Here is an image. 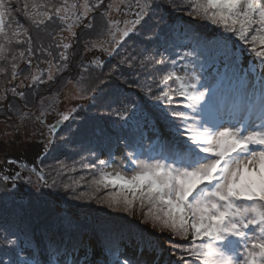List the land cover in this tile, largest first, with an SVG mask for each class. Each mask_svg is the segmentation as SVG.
Listing matches in <instances>:
<instances>
[{
  "label": "snow or ice",
  "instance_id": "6c2138e0",
  "mask_svg": "<svg viewBox=\"0 0 264 264\" xmlns=\"http://www.w3.org/2000/svg\"><path fill=\"white\" fill-rule=\"evenodd\" d=\"M103 6L104 0H96L91 6L85 3L83 12L75 15L73 26L92 32L95 19L90 14ZM29 7L26 0L20 9L25 18L44 27L46 22H63L68 12L67 6H53L49 11L45 5V10L39 13L29 12ZM31 7L35 9L37 5ZM107 7L111 9L113 5L109 3ZM125 7V15L134 18L125 21L123 29L112 31V22L108 21L106 30L97 31L94 38L83 41L85 51L100 50L109 61L119 59L111 66L96 57L91 64L78 61V83L86 86L81 92L86 91L90 108L101 115L90 112L77 120L83 109L73 105L58 111L55 123L47 124L49 110L55 109L52 105L45 106L41 97L38 100L41 110L35 116L49 133L44 142L45 156L75 143L81 152L98 161V166H107L110 161L117 165L120 170L102 171L99 179L92 180L90 185L94 193L102 188L111 191L103 197L95 194L86 197L85 192L78 191L85 177L70 183L62 181L63 175L75 172L76 168L60 161L46 166L47 175L45 168L34 164L27 178L22 171L0 176V183L13 184L12 189L3 190L0 206L7 208L11 204L12 224L16 225L15 231L5 230L0 264H264V82L258 92L246 91L251 70L241 67L243 50L236 46L237 41L244 44L250 62L253 65L258 62L260 71L264 72V0H191L189 4L177 0H138L134 10L132 4ZM168 9L206 20L213 26L211 35L193 36L191 30L171 26L164 15ZM12 11L6 0H0V61H7L8 55H12L9 79L16 81L24 75L18 69V59H26L30 67L29 57L43 49L33 47L29 32L26 40L16 41L28 45L26 52H20L19 57L9 53L8 45L12 41L6 32V20L12 19ZM106 11L100 15L105 16ZM15 23L17 30L13 36L20 35L22 27L20 21ZM77 35L73 31L71 40L75 41ZM137 35L145 37L156 51L149 54L148 45L136 46ZM178 38L194 43H178ZM129 40H133L132 47H127ZM56 47L63 49L54 65L57 75L49 71L47 81L43 75H24L19 83L2 86L0 82V114L7 113L6 120L13 116L21 121L26 118L19 105L9 100V93L27 108L29 92L25 89H30L35 97L37 84L54 83L71 71L72 61L79 55L75 44ZM176 48L191 50L173 54ZM48 55H52L50 50ZM167 61H171L168 65L171 70L159 80L155 76L140 80L141 71L166 65ZM178 64L183 67L177 69ZM197 64L199 75L195 71L191 75L180 74L188 65L194 68ZM90 68L99 71L92 75ZM84 73H89L87 80ZM0 74L8 76L5 67H0ZM29 79L31 84L24 82ZM229 93H235L237 101L226 109ZM104 116L114 119L106 123ZM58 126L67 139H55L60 135ZM145 143L154 155L141 151ZM101 154H106L109 160L101 159ZM89 157L82 156L81 162ZM120 160H127L133 166L130 174L119 164ZM40 163H44L43 159ZM18 181L37 189L54 188L59 183L71 191L72 201L87 198L128 217L138 215L154 231L137 230L131 221L123 226L90 224L62 210L44 219L38 213L32 223L20 228L17 221L25 210L46 203L43 198L47 194L29 200L18 198ZM33 225L40 241L46 242L42 251L47 262L41 258ZM89 232L101 236L102 257H96L94 248L84 242L83 236ZM125 239L129 244L135 242L131 254L124 248Z\"/></svg>",
  "mask_w": 264,
  "mask_h": 264
},
{
  "label": "trees",
  "instance_id": "16d2710c",
  "mask_svg": "<svg viewBox=\"0 0 264 264\" xmlns=\"http://www.w3.org/2000/svg\"><path fill=\"white\" fill-rule=\"evenodd\" d=\"M26 0H6V3L10 4L12 7V19L6 20V24H8V28L6 29V32L8 33V38H11L12 43L8 45V51L9 53L15 54L17 57H19V53L22 51L26 52V49L28 48V45L26 43H16L17 40L24 41L27 39V34L30 32L32 41H33V47H39L41 50H36L33 52V54L29 57L31 62L34 63V65L39 69L40 76H44V80L46 81L47 73L52 69L55 68V64L59 59V53L63 51L62 47H56V45H62L60 43L61 36L63 32L70 30V28L74 25L75 15L79 12H83V5L85 3H88L90 6L95 4L96 0H27V3L30 5L29 12H35L39 13L45 10V5L47 6V10L51 11L53 9V6H59V7H68V12L66 13V19L61 22L60 20H56L53 22H46L47 27L34 25L30 21H28L23 11L20 9L23 8L24 3ZM191 0H177V3H185L189 4ZM111 3L113 7L111 9H108V4ZM32 4H36L37 7L33 9L31 7ZM126 4H132L133 10L136 6H138V0H104V6L97 9L95 12L91 13L90 16L94 17L95 19V28L92 32H88L85 29H81L79 31V34L77 36V39L75 41H72V43L75 44V52L79 53L77 59H74L72 62V68L74 64L78 65L79 62H83L84 64H91L90 62H84L83 56L85 55V49L83 46V41L85 39L94 38L97 31L100 30H106L107 22H112V31H117L118 29H123L125 25V21H129L133 19L131 15H125L126 12ZM72 5H76V8H72ZM107 10V11H106ZM106 11L105 16H101L100 13H104ZM165 17L168 19L169 24L171 26H174L176 29H185V30H191V35L195 36L197 33L202 35H211L213 26L210 25L206 20L200 19V18H194L193 16H189L185 14V11H172L171 9H168L167 12L164 13ZM20 21L22 27L19 29L20 35L13 36V32L16 31V21ZM73 31H76L78 26H73ZM255 27V26H254ZM63 31L61 36L57 37V33ZM257 34V33H253ZM135 45L139 46L142 44L148 45L150 52L149 54H152L156 51L154 45L148 44V41L143 36L137 35L135 38ZM235 38L233 37V40ZM178 43H188L192 44L193 41H184L182 38L177 39ZM133 46V40H129L127 47ZM236 46L243 50L241 55L242 64L241 67L245 70L250 69L251 74L249 76V82L254 80H259L260 82H264V72H261L258 67V62L253 65L251 61V57L246 51V46L244 44H241L239 41L236 42ZM259 47V45H257ZM91 49V48H90ZM51 51L52 55H48V51ZM93 50V49H92ZM191 50L190 48L180 49L176 48L173 49V54L175 52H182V51H188ZM99 53H96L93 57L96 58H102L105 61H108L109 66L111 64H114L116 60L119 59V57H115L111 61L108 60V57L100 50H95ZM124 50L121 49V52ZM160 52H163V49L159 50ZM167 55V54H165ZM27 56V53H26ZM12 59V55H8L7 61H0V67H5L6 72L8 73V76H5L4 74H0V82H3L2 86H7L9 83H17L19 80L24 79V75H28L30 77L32 73V66L29 67L28 63L25 64V66H22L26 59H18V69H22L24 75L17 78L16 81H11L9 79L10 77V61ZM155 59H159V56H156ZM49 61L52 62V64H49ZM171 64V61H167L166 65L163 66H157L156 68H149L147 71H141L140 72V80L143 81L148 76H155L157 80H159L163 74H165L167 71H170L171 69L168 67V65ZM180 64L176 65L178 67ZM47 67V68H46ZM188 67L193 68L192 65H188ZM199 65L197 64L194 68H198ZM76 69L79 71V66L76 67ZM99 69H89V73L92 75H95ZM105 71H107V68H105ZM89 73H84L83 75H87L84 77L85 80L88 79ZM79 80V79H78ZM78 80H70L72 82V87L76 90V93L83 97L85 100L89 101L87 98L86 91L81 92V89H86V86L84 84L78 83ZM119 84V81H117ZM39 86L36 87V96L34 97L32 94V91L30 89H25L29 92L28 95V107L27 109L32 110L35 109L34 107L38 103V98L40 97V91L43 90L45 87L44 84H38ZM125 89L128 88V85H121ZM171 87H175L174 83H171ZM61 88V87H60ZM167 90V89H166ZM135 99V97H133ZM179 100V98H177ZM10 101L13 104H18L20 111L23 112V109H26L23 107L22 101H16L13 99H10ZM47 105H53L54 99L52 101L48 102V100L44 101ZM89 103V102H88ZM78 104L83 111L81 112L80 116L76 117L77 120H79L81 117H83L87 113H93L97 116L101 115V112L93 110L90 108V104ZM129 107H132V105H129ZM28 110V111H29ZM30 113L26 114V118L23 120L24 124L29 128L30 125H27L30 121H28V116ZM104 121L107 123L108 121L114 119L113 116H104ZM38 122V121H36ZM70 123V122H66ZM73 128H75V124L72 125ZM24 133L26 132L25 129ZM60 135H65V133L61 130ZM59 135V137H60ZM67 139V138H66ZM59 140V138L57 139ZM31 146V145H29ZM63 149V148H62ZM58 149L56 151H51L45 156V151H42L40 155H38L36 158L33 157H25V158H18L13 157L11 155L8 160H15L16 164H10V163H4V165L0 168V176H3L4 174H7L8 176H11L15 171H22L23 177L27 178L29 176V169L35 164L37 168H45V174H48V169L46 168L47 165H56L58 161L65 163L69 166V168L75 167V172H67L65 175H63L60 179H65V182H71L73 179H78L80 176H84L85 180L82 182L80 188L78 191H83L87 195H99L103 197L108 191H111V189H101L99 193H94L92 191V187L90 185L92 184V180L99 179L100 173L102 172L103 166H98V161L91 159L89 157V154L87 152H81L78 148V145L75 143L69 144L64 149ZM72 150V152L68 150ZM106 155V154H105ZM89 157L87 160L81 162V157ZM101 158V157H100ZM40 159H43L44 163H40ZM74 162H77L74 164ZM27 164L26 169H21L20 165ZM1 166V165H0ZM2 170V171H1ZM55 175V173H53ZM33 182L35 184L36 177L32 176ZM49 183H51L49 181ZM13 184L12 182L8 183H0V195H2V198L4 197V189H12ZM16 191L19 197H23L25 200L33 199L34 197L40 196L41 193L47 194L43 199L46 201V203H42L39 206L33 207L30 210H25L23 216L17 221V225L20 228L25 227V224L32 223L33 218L39 213L41 216V219L46 218L47 216L51 215L53 212L57 210H62L65 212H68L74 219L78 221H87L90 224L95 223H111L113 225L117 226H123L127 222L131 221L133 224L137 226V230H145L147 232H153L154 230L151 228V224H145L141 221V219L137 216L134 217H128L126 214L122 212H114L111 209H109L105 204L98 203L94 200H88L85 198L83 201H72L70 198L72 196L71 191H68L67 195H65L63 198L60 199L59 206L57 208L55 201H51L49 198V188L48 187H39L38 189L34 187L33 185H28L23 183V181H18L16 183ZM61 197V195H59ZM65 201H68V204L65 203ZM2 202V201H0ZM69 204H71V208H69ZM6 224L7 226H5ZM16 225L12 224V216H11V204L8 205L7 208L0 206V247L5 245V240L3 239L6 235V229L11 228L13 231H15ZM33 231L36 232V240L40 244L41 248V255H43V247L46 242H41L39 233L36 231V226L33 225ZM89 237H94L98 245L102 247V241L101 236L95 232H89L86 235L83 236V240H85ZM129 244L128 240L125 239L123 241V244L126 245ZM135 243L134 241L131 243ZM191 242H189L190 246ZM167 247V245H165Z\"/></svg>",
  "mask_w": 264,
  "mask_h": 264
},
{
  "label": "rangeland",
  "instance_id": "374dc122",
  "mask_svg": "<svg viewBox=\"0 0 264 264\" xmlns=\"http://www.w3.org/2000/svg\"><path fill=\"white\" fill-rule=\"evenodd\" d=\"M73 29L74 27L72 26L70 30L68 31L58 32L56 38L61 36L63 32L60 43L61 44L72 43L71 34L73 32ZM96 53H99V52L92 50V49L85 51L86 56H83L84 62L91 63L92 59L94 58L93 56ZM101 59H103V57ZM25 64H27L26 61L25 63H23L22 66H25ZM31 66H32L31 75L40 76L39 69L34 65L33 62H31ZM77 66H78L77 64H74L73 69H71L70 72H65L64 75L61 77H58V79L54 83H51V84L47 82L43 83L44 86L42 87H45V86L46 87L43 90L41 89L40 97L38 98V100L41 97H43V101L48 100V102L54 99V103L52 106L55 109V110H49L46 116L47 124L55 123V121L59 118L57 115L58 111H64L65 109L73 105H78V104L83 105L84 104L85 106V104H87L88 102H89L88 104H90V101H87L84 98H78L81 96H79L76 93V90L72 87V82L70 81L71 79H69L70 76L72 77V80L79 79L76 76V73L78 71L76 69ZM50 71L53 73V75H57L55 68H52ZM180 74L181 75H184V74L191 75L190 73H185L184 71L181 72ZM83 76L86 77L87 75H83ZM20 81L21 80L17 81V83H19ZM46 81H47V77H46ZM24 82L31 84L30 79ZM38 86L39 85L37 84L36 87ZM254 88L258 89L257 85H255ZM246 91L249 92V89L247 88ZM8 95H9V100L12 99L11 93H9ZM236 99H237V96L235 95V93H229L228 101L230 103H233ZM45 106H47V104H45ZM34 107L36 108L32 110H29L27 108L23 109L24 111L22 112L23 114H25V116L27 113H30L27 118L28 121H30L27 124V125H30L29 128L24 124V121L19 120L16 116H13L12 119L6 120L5 117L7 113L0 114V165H1L0 168L4 165V163H6V161H9L8 158H10L11 155L13 157L14 156L17 157L19 155L18 158H25V157L36 158L38 155L41 154L42 151H45L44 142L47 139L49 133H48L46 126H42L39 122H36L35 120V116L38 115L39 111L41 110V105L37 103ZM23 129L26 130L25 133ZM58 131H61V130L58 128ZM41 133H43V135ZM58 138L59 140H64L67 138V136L65 134V135H60V137L59 136L55 137L56 140ZM148 148H149V145L145 143V146L141 151H144L148 153L149 155H154V153L150 151ZM63 149L65 151V147ZM68 151L72 152V150L70 149ZM19 152L20 154H18ZM117 155H118V152H117ZM120 165H123V168L128 169L129 174H130V170L132 169V166L128 161L125 160V163L120 164ZM105 170L106 171H117V170H120V168L117 165H114L111 163L109 167L105 168ZM61 180L65 182V179H61ZM49 181L51 182V178H49ZM67 193L68 191H66L63 187H61L59 183L57 184L56 187L49 188V191H48L50 200L58 203L56 204L57 208L60 205L59 204L60 199L63 198L65 195H67ZM59 195H61V197H59ZM0 198H2V195H0ZM4 225L7 226L6 224ZM249 234L253 235L252 232H250ZM85 243L90 244L93 248H95V243L92 240H90V238H87L85 240ZM240 251L242 252L243 249L241 248ZM128 254H131V253H128Z\"/></svg>",
  "mask_w": 264,
  "mask_h": 264
},
{
  "label": "bare ground",
  "instance_id": "6f19581e",
  "mask_svg": "<svg viewBox=\"0 0 264 264\" xmlns=\"http://www.w3.org/2000/svg\"><path fill=\"white\" fill-rule=\"evenodd\" d=\"M253 92H258V90H249V93H253ZM247 99V97L245 98V100ZM236 101H237V99H236ZM236 101H234L233 103H235ZM233 103H230L229 101H228V99H227V101H226V104H225V107H226V109H227V106L228 105H231V104H233ZM248 123H251V121H249ZM256 123H259L258 121H256ZM121 153L118 151V156L120 155ZM119 163L120 164H123L124 163V160H120L119 161ZM132 166V165H131ZM133 167V166H132Z\"/></svg>",
  "mask_w": 264,
  "mask_h": 264
}]
</instances>
